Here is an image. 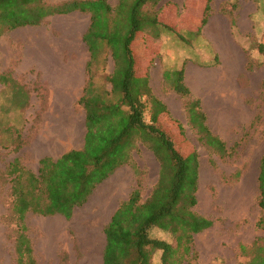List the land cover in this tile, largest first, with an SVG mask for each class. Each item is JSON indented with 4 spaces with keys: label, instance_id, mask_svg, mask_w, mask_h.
<instances>
[{
    "label": "rangeland",
    "instance_id": "374dc122",
    "mask_svg": "<svg viewBox=\"0 0 264 264\" xmlns=\"http://www.w3.org/2000/svg\"><path fill=\"white\" fill-rule=\"evenodd\" d=\"M66 1L71 0L47 3ZM107 1L114 8L118 5V0ZM181 1L161 0L145 10L158 12L159 19L182 38L168 31L156 41L142 36L136 52L138 73L149 76L153 94L168 108L160 125L182 154L195 151L199 156L194 211L213 225L194 236L192 252L182 264H246L255 256L254 245L264 246V230L258 227L264 216L258 183L264 156V55L256 51L264 44V0H212L207 13L208 0ZM229 16L234 17L233 25ZM89 25V14L55 15L39 26L10 31L0 40V49L10 47L8 62L0 52V75L14 79H8L10 85L0 82V264H17L18 224L9 214L8 167L18 159L38 173L42 158L58 159L84 145L86 113L80 99L89 79L90 53L83 40ZM182 68L207 126L233 150L231 155L220 157L200 141L189 122L186 99L165 82V72ZM114 69L112 55L104 48L92 69L97 84L111 89L108 79ZM131 156L129 164L75 209L72 219L28 215L37 264L103 263L105 228L113 214L138 184L145 200L159 179L160 164L145 144L138 141ZM151 236L175 242L159 229ZM160 257L157 252L151 264H160Z\"/></svg>",
    "mask_w": 264,
    "mask_h": 264
},
{
    "label": "trees",
    "instance_id": "16d2710c",
    "mask_svg": "<svg viewBox=\"0 0 264 264\" xmlns=\"http://www.w3.org/2000/svg\"><path fill=\"white\" fill-rule=\"evenodd\" d=\"M160 1L118 0L114 8L107 0H71L57 5L48 4L47 0H0V36L5 31L39 26L55 15L74 12L90 15V25L83 36L90 53L89 79L80 99L86 113L84 147L58 159L42 158L38 173L18 159L6 171L11 198L9 214L18 224L17 264H37L28 235V215H61L72 219L75 209L83 207L99 185L129 164L138 141L157 158L159 179L147 199L142 200L138 184L115 211L105 228L102 264H151L157 252L161 253L160 264H182L192 252L194 236L213 225L212 220L194 211L200 177L199 156L195 151L182 154L175 140L162 128L160 119L168 113V108L153 94L149 76L138 73L136 45L142 36L156 41L161 39L163 31H168L182 38L159 19L158 12L145 10ZM211 2L208 0L205 13L209 12ZM228 5L232 9L236 7L231 1ZM221 11L225 14L226 7ZM229 17L233 25L234 17ZM206 20L203 18V24ZM104 48L109 49L115 63L108 79L111 89L99 86L92 70ZM256 51L264 55V44H259ZM8 79L0 75L2 84L10 85ZM164 80L186 99L188 119L200 134V141L220 157L231 155L233 150L207 126L200 100L192 98L185 83V69L165 72ZM9 81L14 79L10 77ZM4 130L10 131V128ZM16 141L20 145L22 140L18 136ZM236 177L240 178L239 173ZM258 183L259 205L264 210V156ZM258 227L264 230V216ZM153 229L171 234L174 244L152 237ZM253 252L254 258L246 264H264V246L254 245Z\"/></svg>",
    "mask_w": 264,
    "mask_h": 264
},
{
    "label": "crops",
    "instance_id": "0c3cea01",
    "mask_svg": "<svg viewBox=\"0 0 264 264\" xmlns=\"http://www.w3.org/2000/svg\"><path fill=\"white\" fill-rule=\"evenodd\" d=\"M174 2L175 3H178L179 4V2H182L181 0H174ZM7 34H10V31H5V32H3V34L0 36V40H1V38H3V37H5ZM0 52H3L5 55L3 56V60L5 61V62H8L9 60H10V47H6V48H4V46L0 49ZM26 60H27V57H26ZM24 64H26V66H28L27 65V62L25 63L24 62ZM190 88V87H189ZM85 138V137H84ZM83 147H84V145H83ZM82 147V148H83ZM82 148H79V149H73V150H81ZM108 212L109 211H107L106 212V214H108Z\"/></svg>",
    "mask_w": 264,
    "mask_h": 264
}]
</instances>
